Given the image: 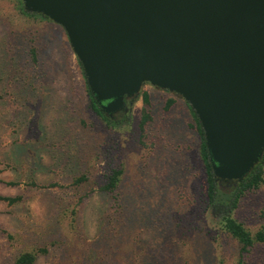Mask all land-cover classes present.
I'll return each mask as SVG.
<instances>
[{"label": "rangeland", "instance_id": "obj_1", "mask_svg": "<svg viewBox=\"0 0 264 264\" xmlns=\"http://www.w3.org/2000/svg\"><path fill=\"white\" fill-rule=\"evenodd\" d=\"M193 113L147 83L109 125L65 28L0 0V197H19L0 199V264L31 249L33 264H239L241 244L207 206ZM115 168L123 174L111 197L102 186ZM234 213L262 229L264 184ZM250 250L245 264H264V242Z\"/></svg>", "mask_w": 264, "mask_h": 264}, {"label": "water", "instance_id": "obj_2", "mask_svg": "<svg viewBox=\"0 0 264 264\" xmlns=\"http://www.w3.org/2000/svg\"><path fill=\"white\" fill-rule=\"evenodd\" d=\"M23 4L65 28L107 115L130 111L150 83L191 105L220 181L244 180L263 158L264 0Z\"/></svg>", "mask_w": 264, "mask_h": 264}, {"label": "trees", "instance_id": "obj_3", "mask_svg": "<svg viewBox=\"0 0 264 264\" xmlns=\"http://www.w3.org/2000/svg\"><path fill=\"white\" fill-rule=\"evenodd\" d=\"M19 4L24 12L46 17L40 13L27 11L24 7L23 0H19ZM32 53L35 55V50H33ZM87 90L91 106L109 125L115 127L119 123H121L120 120H115L114 118L118 113H116L114 117H112L103 112L100 105L97 103L94 96L92 95L88 84ZM143 96L144 101L148 103L149 94L145 92ZM173 101V99H170L168 104H171ZM122 112L124 111H121L119 113ZM193 114L195 116L197 128L202 138L200 154L207 176V206L211 208L213 212L221 214V227L223 228V230L230 233L234 238H236L241 244V250L239 253V264H245V258L250 254V249L253 248L256 243L264 242V227L253 233L244 225L242 221L236 218L234 211L238 207L239 201L244 195V193H246L248 190L259 188L262 184H264V156L260 160V162L253 168V170L244 178V180L234 182L220 181L214 176L203 129L195 112ZM124 115V118L126 119V117L128 116L127 113H125ZM122 174V168L113 169L111 173L107 176L106 183L102 186V189L106 193H109L111 197L115 194V191H117L118 189ZM79 180H86V176H82L81 178H79ZM0 199H3L10 204H13L18 201L19 197L1 196ZM38 253L39 250L37 249L23 251L16 257L15 264H33L37 259Z\"/></svg>", "mask_w": 264, "mask_h": 264}, {"label": "flooded vegetation", "instance_id": "obj_4", "mask_svg": "<svg viewBox=\"0 0 264 264\" xmlns=\"http://www.w3.org/2000/svg\"><path fill=\"white\" fill-rule=\"evenodd\" d=\"M126 105H128V106L130 105L128 99H126ZM113 117H114V116H113Z\"/></svg>", "mask_w": 264, "mask_h": 264}]
</instances>
